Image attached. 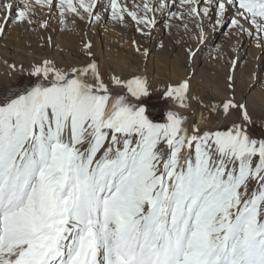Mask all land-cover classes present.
I'll return each mask as SVG.
<instances>
[{
	"label": "rangeland",
	"instance_id": "obj_1",
	"mask_svg": "<svg viewBox=\"0 0 264 264\" xmlns=\"http://www.w3.org/2000/svg\"><path fill=\"white\" fill-rule=\"evenodd\" d=\"M39 1L46 0H0V56H8L4 60L13 73L25 70L10 84L0 80V178H12L10 172L17 167L20 175L29 165L30 154L39 148V133L34 144L32 140L27 143L33 134L21 111L29 89L40 82L45 86V104L36 116L46 117L44 130L54 153H74L84 168L104 175L103 183L94 188V197L104 202L119 185L140 186L142 181L156 196L155 202L139 203V225L129 235L133 241L141 228L150 226V231L140 236V246L134 249L139 256L147 246L141 260L147 258L149 263L157 247L165 246L166 239L173 242L177 238L179 227L174 226L172 214L180 211L179 200L186 186L204 213L228 211L233 198L238 200L234 208L238 214L228 221V228L235 233L228 255L232 264H258L256 257L264 252V54L248 60L252 45L246 42L238 48L239 54L235 52L237 28L231 21L226 24L228 15L217 25L219 6L213 8L206 0L197 4L202 18L184 17L186 30L177 27L172 19L174 11L161 19L165 14L159 1L152 0L151 4L146 0L148 7L124 5L115 24L104 15L107 7L102 5L87 15L73 4L64 6L60 0H49L48 6ZM7 2L11 7L8 11ZM64 7L79 20L78 36H70L74 34L71 25L64 26L60 20L62 14L71 18L68 23L74 21L64 13ZM96 18L100 20L97 23ZM250 21L246 18L248 27L259 26V33L264 32V21L259 19V25ZM103 27L116 31V39L104 38ZM52 62L56 69L73 65L78 71H95L106 64L115 81L94 92L85 86L77 90L69 85L67 94L58 91V86L46 77L37 78L40 70ZM140 82H156L157 90L143 97L145 92L136 87ZM133 90L143 99L138 105L126 95ZM112 91L118 107L116 116L110 119L113 112L108 107L107 93ZM174 96L179 105L192 107L186 115L188 125L175 135L170 131L175 120ZM91 97L93 114L83 123L75 109L79 99ZM195 117H201L207 131L190 132L191 119ZM64 132L63 140L57 137ZM185 153L189 158L181 164ZM6 168L12 170L8 172ZM113 170L105 181L107 172ZM86 179L93 181L89 176ZM52 191L60 193L58 189ZM207 222L198 224L201 227ZM164 227L169 234L163 239ZM221 248V255L228 250L225 244Z\"/></svg>",
	"mask_w": 264,
	"mask_h": 264
},
{
	"label": "bare ground",
	"instance_id": "obj_2",
	"mask_svg": "<svg viewBox=\"0 0 264 264\" xmlns=\"http://www.w3.org/2000/svg\"><path fill=\"white\" fill-rule=\"evenodd\" d=\"M37 1L36 3H38ZM145 1L60 0L63 5L68 3L81 8L87 15L92 11L99 10L101 5L107 7L104 15L106 14L110 21L113 20V24L119 22V16L122 15L121 9L124 8V5H134L138 8L144 4L143 7H145L147 6ZM153 1L154 3L156 1L161 2L160 6L163 10V15L165 14L161 19L167 18L169 15L168 12L174 11L172 19L179 28L185 30L188 28L185 20L183 23L186 15L202 18V15L197 10L199 0ZM153 1L151 0V4ZM39 2L46 6H48L46 3H50L49 0ZM206 4L213 8L219 6L220 17L217 25H221V20L224 21V17L228 15L229 19L226 20V24L231 21L232 26L237 28L236 34L239 41H235V44H233V50L235 52L238 53V48L241 43L244 44L246 42L247 45H252L250 50L247 47L249 50L248 60L256 55L260 57L264 54V32L262 31L260 34L259 26H255L252 29L245 23L246 18L253 21H250V23L256 22L255 24H257L259 19L264 21V0H206ZM5 7H7V11L11 10L9 2H7ZM68 10L64 7V13L74 17V21L68 23L71 18L68 19L62 14L60 20H62L64 26L71 25L70 31L74 34L70 36H78L81 33L78 29L80 26V23H78L79 20L75 14L69 13ZM202 13L205 14V10ZM20 14L23 16L24 13L20 12ZM25 17L26 15H24V19ZM49 17H52V15L50 14ZM116 17L118 19H115ZM158 18L155 20H158ZM205 18V20H209L208 17ZM98 20L96 18L95 23ZM136 20L137 17L134 18V21ZM206 23L208 26L207 21ZM136 28L140 30V27ZM101 30L104 38L116 39V35H118L116 31L110 30L107 27H103ZM233 34L235 33L233 32ZM2 52L0 51V55H2ZM241 56L242 53L240 54ZM259 57L258 60L260 59ZM4 58L6 59L8 56H0V80L4 79L7 84H10L20 73H25V70H19L18 72L14 70L13 73L8 61H5ZM107 67L106 64H103V66L98 68L99 70L96 69L94 71L89 69L87 71H78L73 65L61 66L56 69L52 62L46 64L40 70L38 76L37 74L36 76L39 79L46 77L49 83L58 86V91H64L67 94H69L67 88L69 85L75 86L77 90H81L85 86L90 92H94V90L98 91L108 84L110 86L115 81L114 74ZM157 85L156 82H140L136 87L145 92L142 95L144 97L146 94L156 91ZM178 94L180 95V93ZM126 95L135 105H138L143 100L134 90L126 92ZM190 95L192 96L191 93ZM107 97L110 98L108 107L113 112L110 117L111 119L113 115L114 117L116 116L118 99L113 94V91L107 93ZM44 99L45 86L37 82L29 89L27 96L22 101L23 108L21 114L26 119L31 136L33 134L32 139H28L27 143H30L32 140L34 144L37 133H39V148L30 154L29 165L23 168V171L21 170L20 175L19 170H17L18 167L15 169L17 170L16 172L15 170L11 171L15 167L12 166L13 168L9 170L11 171L10 175L14 176L12 178H2L1 176L0 178V264H15L19 260L26 263L27 254L34 260L45 252H47L46 258L39 264H147V258L141 260L143 250L147 246L145 245L142 248L139 256L134 253V249L140 246V236L144 237L150 231V226L146 225L147 227L139 228L140 231L138 229V236L133 240L134 242L132 238L130 239L129 235L139 225L138 216L141 212L139 203L143 200L149 203L152 200L155 202L156 196L152 195L147 182L143 183L142 181V184L140 182V186L134 183L131 185H119L115 193L104 202L94 197V188L103 183L104 175L96 171L93 172V169L84 168L83 163L76 160L73 152V155L65 151L60 155L54 153L51 145L52 141L46 136L44 130L46 117L42 114L38 117L36 116L45 104ZM92 99V97L79 99L78 106L75 109V115L83 123L93 114L91 109ZM172 99L174 100L173 105L175 106L173 107L175 120L170 131H173V134H178L180 130L188 125V117L186 118V115H188V111L192 107L179 105L175 101V96ZM130 114L134 115V112ZM222 121L223 123L229 122L227 120ZM148 123L146 120L147 125ZM207 130V124L202 121L201 117L191 119V133L201 134ZM64 135L65 132L59 134V136L55 135V137H60L63 140ZM55 139L53 140L54 142ZM71 156L74 157L72 158ZM188 156L189 153H185L181 164L187 163ZM179 166L181 165L179 164ZM1 167L6 166L2 165ZM113 172L114 170L107 172L105 181L112 176ZM55 174L59 175V178H56ZM87 176L91 177L93 181L87 180ZM57 189L60 190V193L58 191H52ZM61 189L63 190L62 192ZM193 189H196V187H193ZM187 191L185 186L184 193L179 200V203H181V206H179L180 204L178 205L180 211L172 214L176 220V225L174 226L179 227L177 238L175 237L176 239L173 242L166 239L165 246L161 245L159 249L157 247L148 264H232L233 262L230 261L231 256H229V248L230 240L235 236V233L234 231L231 232V229L228 228V221L233 214H238V211L234 209L238 206V200L233 198V202L231 201L232 207L229 204L231 211L226 210L225 212L215 213L214 210H211L204 213L198 207V204H195V202L199 204L200 202L195 200V197L190 196ZM214 218L215 220L212 221ZM198 222H207V224L200 227ZM121 229H123V232H121ZM222 232L224 233L221 235ZM41 233L45 235L43 234L39 237ZM162 233V238L164 239V235L169 234L168 229L165 227L162 228ZM223 244L227 245L228 250L225 252L223 249L224 253L221 255V246ZM47 247H51V250L47 251ZM104 248H106L105 253L103 252ZM38 251L39 255L35 256V253ZM257 260L259 262L256 263L264 264V252L256 257Z\"/></svg>",
	"mask_w": 264,
	"mask_h": 264
}]
</instances>
